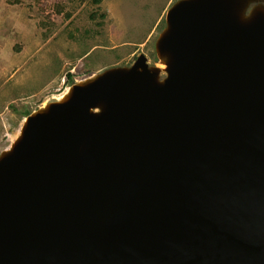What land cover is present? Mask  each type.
I'll return each mask as SVG.
<instances>
[{
    "label": "water",
    "instance_id": "water-1",
    "mask_svg": "<svg viewBox=\"0 0 264 264\" xmlns=\"http://www.w3.org/2000/svg\"><path fill=\"white\" fill-rule=\"evenodd\" d=\"M145 53L30 113L0 154V264H264V0H178Z\"/></svg>",
    "mask_w": 264,
    "mask_h": 264
},
{
    "label": "rangeland",
    "instance_id": "rangeland-1",
    "mask_svg": "<svg viewBox=\"0 0 264 264\" xmlns=\"http://www.w3.org/2000/svg\"><path fill=\"white\" fill-rule=\"evenodd\" d=\"M176 1L0 0V154L81 79L142 53L163 66L156 41Z\"/></svg>",
    "mask_w": 264,
    "mask_h": 264
},
{
    "label": "bare ground",
    "instance_id": "bare-ground-1",
    "mask_svg": "<svg viewBox=\"0 0 264 264\" xmlns=\"http://www.w3.org/2000/svg\"><path fill=\"white\" fill-rule=\"evenodd\" d=\"M62 96H63V95H62ZM62 96H61V97H62ZM61 97H60V98H61ZM17 136H18V134L14 135V139H16V138H17Z\"/></svg>",
    "mask_w": 264,
    "mask_h": 264
}]
</instances>
